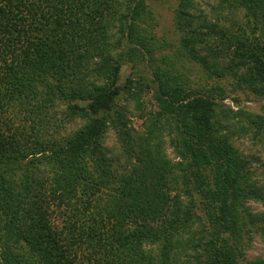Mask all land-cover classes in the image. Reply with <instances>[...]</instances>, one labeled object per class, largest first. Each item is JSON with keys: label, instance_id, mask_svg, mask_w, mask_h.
<instances>
[{"label": "trees", "instance_id": "trees-1", "mask_svg": "<svg viewBox=\"0 0 264 264\" xmlns=\"http://www.w3.org/2000/svg\"><path fill=\"white\" fill-rule=\"evenodd\" d=\"M155 1L0 0V264H264V185L226 132L264 116L223 103L264 99V0H177L175 38Z\"/></svg>", "mask_w": 264, "mask_h": 264}, {"label": "rangeland", "instance_id": "rangeland-1", "mask_svg": "<svg viewBox=\"0 0 264 264\" xmlns=\"http://www.w3.org/2000/svg\"><path fill=\"white\" fill-rule=\"evenodd\" d=\"M202 3L203 0H200ZM177 3V0H157L152 4V9L155 13V18L157 20V27L156 32L158 34H164L168 37L175 38L178 36L175 33L172 24L173 18V9ZM132 69L129 63L124 64L120 73L119 82H125L126 78L131 74ZM141 73L138 70L133 71L132 76L138 77ZM228 95L232 96L237 94L240 98V103L236 105L230 97H226L223 100V103L227 106H230L232 109L236 110L237 108H241L245 106L246 109L255 113L261 114L264 116V99L260 100L258 98H254L251 94L246 93L243 90H237L236 92L232 91L229 88ZM141 97L142 102L145 104L146 109H150L154 106V100L152 98V91H148L144 93ZM120 102H123L122 100ZM130 112L129 118L131 120L132 126L139 130L141 129V119L137 116V110L134 108V103L132 102L129 106ZM225 124V123H224ZM78 126L77 123L71 125L72 129H75ZM242 127L248 128L246 122L242 119L234 117L233 119L229 120V127L226 130L232 138L231 141L234 143L236 147L242 151L248 159H250V169L253 173V178L257 180L260 184L264 185V133L254 135L253 128L243 131ZM250 127V126H249ZM116 140L112 132H109L106 135V142L105 145L110 151L112 156H119V150L116 146ZM169 155H171V150L168 149ZM248 204L256 211H264V205L257 202H248ZM188 254H181L179 256L180 262L184 264H189L193 261V251L187 249L186 251ZM191 254V255H190ZM247 258H263L264 257V236H255L251 242V246L245 252Z\"/></svg>", "mask_w": 264, "mask_h": 264}]
</instances>
